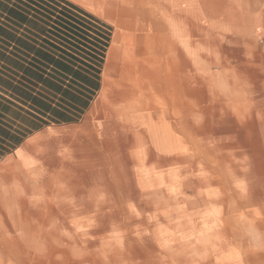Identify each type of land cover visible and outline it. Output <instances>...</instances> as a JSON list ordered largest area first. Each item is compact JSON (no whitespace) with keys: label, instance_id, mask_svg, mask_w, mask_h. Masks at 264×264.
<instances>
[{"label":"rangeland","instance_id":"374dc122","mask_svg":"<svg viewBox=\"0 0 264 264\" xmlns=\"http://www.w3.org/2000/svg\"><path fill=\"white\" fill-rule=\"evenodd\" d=\"M226 5L202 2V115L179 123L190 136L47 134L0 163V264H264V106L227 75L220 51L241 46L211 22ZM154 100L157 120L168 101ZM93 199L116 211L89 217L75 203Z\"/></svg>","mask_w":264,"mask_h":264},{"label":"crops","instance_id":"0c3cea01","mask_svg":"<svg viewBox=\"0 0 264 264\" xmlns=\"http://www.w3.org/2000/svg\"><path fill=\"white\" fill-rule=\"evenodd\" d=\"M69 1L112 26L100 72L97 75L89 66H73L79 76H69L70 84L57 76L58 67L27 66L33 70L29 74L24 48L0 35L1 147L13 144L12 137L32 131L3 155L0 163L10 161L15 155H26L30 152L29 144L47 134L61 133L62 138L76 142L93 136L103 141L117 137L190 136L179 123L200 121L202 115L203 0ZM225 2L226 7L211 22L216 27L227 26V31L231 27L233 34L227 42L233 47L241 46L240 55L220 51L221 56L231 61L227 75L231 78L236 75L231 82L236 84V91H241L242 100L249 105L250 99L256 98L257 105L262 107L264 0ZM238 19L241 33L234 27L239 25ZM17 22L0 17V25L16 33L17 38H25ZM218 75L225 77L221 82L224 84L226 72L219 70ZM58 86L68 94H62ZM155 91L163 101H168V109H161L162 117L157 120ZM261 110L259 121L264 120ZM247 115L237 120L246 119ZM155 122L162 123L161 132L155 131ZM170 124L172 128L168 127ZM101 148L104 153L111 152L106 146ZM113 152L117 153V149ZM75 203L81 205V210L92 211L86 215L89 217H104L111 215L107 212L116 211V204L107 206L99 199Z\"/></svg>","mask_w":264,"mask_h":264},{"label":"trees","instance_id":"16d2710c","mask_svg":"<svg viewBox=\"0 0 264 264\" xmlns=\"http://www.w3.org/2000/svg\"><path fill=\"white\" fill-rule=\"evenodd\" d=\"M2 16L17 20L22 26L25 38H17L16 33L6 30L2 25L0 35L4 34L8 40L15 41L24 48L26 67H58L57 76L64 82L67 80V83L70 82L69 76H79L73 66H89L99 74L112 26L80 6L69 0H0V17ZM26 71L32 74L33 70L27 67ZM58 88L62 94H68L63 87ZM95 90L91 93V98ZM86 107L87 105L83 106L78 118ZM31 132L27 130L21 137L11 135L14 143L7 147H1L0 140V158Z\"/></svg>","mask_w":264,"mask_h":264}]
</instances>
